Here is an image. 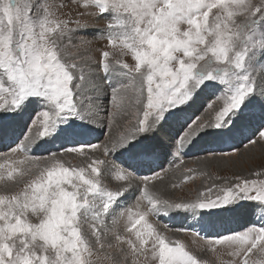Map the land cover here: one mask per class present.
Wrapping results in <instances>:
<instances>
[{"label":"snow or ice","instance_id":"obj_1","mask_svg":"<svg viewBox=\"0 0 264 264\" xmlns=\"http://www.w3.org/2000/svg\"><path fill=\"white\" fill-rule=\"evenodd\" d=\"M202 93L214 117L184 118ZM101 113L110 129L132 117L103 145L85 139ZM261 141L264 0H0V144L32 166L0 163V264H206L153 217H191L178 231L224 248L220 264H264V223L226 226L264 213V171L208 176L188 198L153 190L165 156L199 145L235 166Z\"/></svg>","mask_w":264,"mask_h":264},{"label":"rangeland","instance_id":"obj_2","mask_svg":"<svg viewBox=\"0 0 264 264\" xmlns=\"http://www.w3.org/2000/svg\"><path fill=\"white\" fill-rule=\"evenodd\" d=\"M65 11H67V9H65ZM92 23L102 24L103 21H99V22L92 21ZM88 35L89 38H91L93 35L96 34L90 33ZM104 43H105L104 41H94L92 45L93 50L97 47L102 48L104 46ZM124 59L127 60L128 62H131L130 58L125 57ZM203 94H201L198 97V99L195 101V104L189 105L188 106L189 108L187 107L185 109L184 118L191 117L192 119H194L196 116H202L204 118L214 117V112L212 111L206 112L205 110L210 102H215V97L212 95H208L207 93H203ZM110 104H111L110 99H106L104 101L105 107H110ZM221 105H222V101H220L219 104H217V110ZM106 115H107L106 113H101V120L97 122L95 128L91 129L89 133L91 137V142L103 145V143L108 139L109 133L115 136V135H119V133L123 130L122 129L120 131L121 128L116 124L113 125V127L110 129L107 126V120L105 118ZM188 122L190 123L191 120H189ZM101 124H103V127L100 126ZM183 130H184L183 128H180L179 130L180 133H182ZM25 131H27L26 128ZM94 134H96V136ZM20 139H23L22 134L20 136ZM54 145L55 147H52L51 144H49L47 147H50L49 149L53 151L58 150L59 145L57 144ZM11 147H15V144H12ZM224 147L225 149H227V145H225ZM5 148H6L5 150H0V163H4V160L7 158L9 163L16 162L17 166L21 168L29 169L32 167L31 164L28 163V161L25 159V154L23 152H18L14 155H9L5 157V154L10 153V147H5ZM197 149L198 147L195 149V151L188 152L187 155L182 156L174 164L170 163L173 160V157L171 155H169L168 157L165 156L162 158V161H159L158 167L154 169L155 172L159 173V175L162 177V180L170 176L167 182L163 185V188L166 191L165 192L166 195L163 196L164 198L175 199L177 197H185V198L192 197L195 195V192L198 189H200L202 186L205 185V181L208 180V176L219 175L222 177L231 178L234 175H241L244 177H249L251 179H256L257 177L253 174L264 171V141H261L260 143L251 146L246 151L243 150L241 146V155L240 157L237 158L239 162L235 166L231 164L226 166L225 165L217 166L216 162L214 161L209 162L205 160H199L197 159V157L203 155V153L198 152ZM29 155H37V153H29ZM96 155L100 156V158H103L102 151L96 153ZM62 159L65 161H69L72 165H81L82 163L81 158L74 154L64 156L62 157ZM20 161H25V162L23 164H20L19 163ZM201 163L204 164L201 166ZM186 170H193V171H186ZM140 174L151 175V173H149L147 170H145L143 173ZM185 175L189 176L190 178L188 180H185L184 179ZM140 176L142 177L143 175ZM155 182H158V180H156ZM208 182L210 183V181ZM173 185H176V187L173 188ZM113 186L115 187L116 184L114 183ZM3 187H4L3 182L0 181V192H2ZM132 200L135 203L134 196L128 201V205L132 202ZM253 215L251 218L242 217V224L237 223V221L235 220H232L227 224V226L229 225L228 227H232V229H238L239 227L245 226L247 223H249L250 219L252 221L257 222L258 224L264 223V213L257 211L254 219H253ZM152 222L158 223L162 229L164 228L165 225H169L170 227L168 229V235H170L174 239H179L183 243H185L194 252V254H196L198 258H200L202 261L206 262V264H220L221 261H227L232 259L231 257L226 255L224 248L218 246L217 250L213 252L210 249L206 239L196 238L191 233L178 231V229L187 226V224L190 223V218L188 220H181L177 218L175 221L174 219L168 220L165 218L160 221H156V219L153 217ZM179 222L181 223L176 224ZM255 258L256 257H253V259Z\"/></svg>","mask_w":264,"mask_h":264},{"label":"bare ground","instance_id":"obj_3","mask_svg":"<svg viewBox=\"0 0 264 264\" xmlns=\"http://www.w3.org/2000/svg\"><path fill=\"white\" fill-rule=\"evenodd\" d=\"M203 94V93H202ZM204 95V94H203ZM198 99V98H197ZM196 99V100H197ZM193 104H195V102L193 103ZM192 105V104H191ZM194 106V105H193ZM192 106V107H193ZM191 107V106H190ZM189 108V107H188ZM190 111V110H189ZM132 119V117L131 116H129V117H125V118H120L119 120H118V123L116 124L117 126H119L121 129H120V131L122 130V129H124L126 126H127V124H128V122H129V120H131ZM99 127V126H98ZM173 131H175V129L173 128ZM95 136H96V134H94ZM85 139H87V140H91V137H90V135H88ZM95 142H96V139H95ZM197 147H199L198 145L197 146H195V147H193V149L191 150V151H195V149L197 148ZM6 148H5V146L4 145H2V144H0V150H5ZM159 161H162V158L159 160ZM159 161H157V163H159ZM204 164V163H203ZM202 163H201V166L203 165ZM170 178V176H168V177H166V178H164L163 180L162 179H160V180H158V182H154V188H153V190H157V191H159V192H162L161 194H162V196H164V195H166L165 194V189L163 188V185L167 182V180ZM256 213L257 212H254V215H253V219L255 218V216H256ZM189 219V218H188ZM187 219V220H188ZM235 221H237V223H240V224H242V217H239V218H237V219H235ZM190 223H192V219H191V217H190ZM227 226V225H226ZM229 226V225H228ZM227 226V227H228ZM229 228H232V227H229ZM177 238V237H176Z\"/></svg>","mask_w":264,"mask_h":264}]
</instances>
